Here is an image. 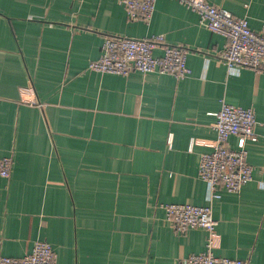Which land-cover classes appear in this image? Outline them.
Here are the masks:
<instances>
[{
  "label": "crops",
  "instance_id": "0c3cea01",
  "mask_svg": "<svg viewBox=\"0 0 264 264\" xmlns=\"http://www.w3.org/2000/svg\"><path fill=\"white\" fill-rule=\"evenodd\" d=\"M121 1L0 0V159L14 160L0 178V258L22 259L37 241L59 264H181L205 252L207 233L179 234L164 207L209 204L200 159L226 102L255 111L259 139L248 143L253 181L214 205L213 253L264 264V71H229L227 39L178 2L157 0L146 23ZM206 1L262 30L264 0ZM160 35L190 52L188 79L89 70L108 37Z\"/></svg>",
  "mask_w": 264,
  "mask_h": 264
},
{
  "label": "built area",
  "instance_id": "2783aa9c",
  "mask_svg": "<svg viewBox=\"0 0 264 264\" xmlns=\"http://www.w3.org/2000/svg\"><path fill=\"white\" fill-rule=\"evenodd\" d=\"M192 10L199 17L200 25L210 32L225 37L228 45L221 54V61L229 71L239 68L264 71V25L254 32L249 21L235 17L227 10L211 5L206 0H170ZM128 18L132 22L152 21L157 0H122ZM162 47L163 55L155 51ZM189 51L185 47L165 44V37L128 39L108 37L104 41L98 60L90 63L89 70L100 74L128 76L132 72L144 75L173 76L178 81L188 79L192 71L188 66ZM217 134L213 151L202 155L199 177L208 186V202L204 207L172 204L164 207L166 220L179 234L193 229L207 233L206 251L193 254L181 264H248L239 260L222 259L213 253L218 222L214 218V205L222 199V192L238 194L253 181V167L249 163L248 143L257 142L258 121L253 109H245L223 102L215 113ZM237 139V148L230 139ZM172 136L169 139L171 145ZM195 141L190 142L193 151ZM14 160L0 159V178L10 179ZM0 264H59L53 247L45 241H37L30 254L22 259L1 257Z\"/></svg>",
  "mask_w": 264,
  "mask_h": 264
}]
</instances>
